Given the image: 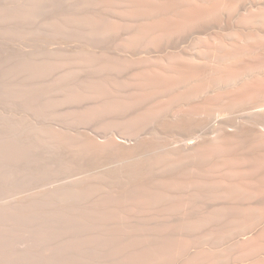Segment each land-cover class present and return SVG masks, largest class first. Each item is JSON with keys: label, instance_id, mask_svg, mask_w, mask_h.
I'll use <instances>...</instances> for the list:
<instances>
[{"label": "bare ground", "instance_id": "obj_1", "mask_svg": "<svg viewBox=\"0 0 264 264\" xmlns=\"http://www.w3.org/2000/svg\"><path fill=\"white\" fill-rule=\"evenodd\" d=\"M25 1L27 2V0ZM33 1L34 0H32V3ZM36 1L38 6L43 5L44 8L47 6L46 9H48V11L50 12L52 11V13L50 14L47 13V15L52 14L53 17V19H51L52 17L49 16L51 21H54L52 23L50 22L52 24V30L51 27H48L50 23H43L47 24L45 26L49 28V31L51 30V33L53 31L51 35L55 34L53 43L50 42V44L52 43V50L49 51L52 53H49V51L47 52V49L45 50L47 54L42 53L43 51H39L40 54L38 53L37 63L38 70L40 71H37L39 76L35 79H38L37 83L39 86L42 85V89L37 91V97H39L40 95V98L37 99L47 101L48 99L51 100L52 98V101L55 100V102L58 104L56 105V103L53 102L56 105L55 107H57V109L62 106L61 108L63 110V106H66L68 110L70 109L69 111L72 114V117L71 115L70 117L74 120V122H69H73L74 124H76L75 122L80 121L83 123L82 120H84V117L90 118L95 115L96 118V116H99L100 114L102 116L104 111L105 115L101 117V119L104 118L103 120H106V117L110 123V120L113 121L114 119H118L117 113L121 111L119 108L125 107V110L123 109V111H125L123 113L124 115L122 114L123 116H120L122 111L119 112L121 120H114V122H112L113 126L111 125V123L109 124L111 127L107 126V124V128L105 126H102L103 128H106H102L103 130H100L101 127H99V130L97 131L94 128L95 126H91L94 125L92 123L93 119L92 122L89 120L92 123L90 125L92 129L89 126H86L90 123L89 121L88 123H85L86 125L81 124L82 126L80 125V127H78L77 123V128L74 129V132L69 133L70 138H61L59 136L62 134V132L59 135L57 132L59 130L55 131L54 128H50V132H52L51 129H54L53 131L56 132V136L59 135L57 138H55L56 136L53 137L55 134H52L54 133L52 132L51 134L53 136L50 137H53L54 139L52 138L51 141L54 142L55 139L59 140L60 138L62 141H65L64 139L68 138V141L71 142L70 146L68 145L67 147L68 149H66L68 151L65 152H68V154L71 155L74 164L77 163L81 165V162H86L85 159L88 155V152L85 154L84 151L87 147L89 148V150L91 148V151H97L99 154H102V151L116 152L117 158H115L118 159V156H121V160H119L122 162V165L119 163L120 165L115 164L114 166L113 164L115 171L117 172L119 170L121 173L132 172V174L134 173V175L139 174V172H144L142 173L143 175H141V178L145 177V173L148 174V176H146L147 178L145 182L143 179L142 182L146 185V188L148 190L153 192V195L155 191L159 190L158 187H160V184L164 183L165 185H167L166 183H168V181L172 179L175 180L176 178V180L179 179V182H182L180 180L181 177L185 176L188 178L187 174L190 173L189 171H192L193 173L194 169L199 170V172H203V174H206L207 171L216 173V171L218 172V170L221 169L220 171H223L230 176L229 179L225 182L224 187L216 185L218 187L217 189L210 187L204 188L202 190L201 187H205L206 183L205 186L200 183V190H198V192L197 190L190 191L191 187L188 190L185 188L181 189V191L173 194H168L161 190L160 192L162 194H157L159 192H155L156 195H158L160 198H163L164 202L166 203H169L172 200L177 199L178 197H181L183 200L180 198L182 201L177 206L173 202H171L170 204L173 203L175 206L173 208L168 207V205L166 210L163 208L165 210L164 214H167L168 216L164 217L163 220H161L163 221V223L158 228H156L157 226H153L155 227L153 229L151 227L148 228L149 226H146L148 224L147 222H145L146 225L144 224V226H142L144 228L146 226V228L149 230L145 229L144 231L142 228V230L140 229V231L136 227V230L131 231V229H121L119 226L118 227L120 229H104V234H102L104 238L103 241L101 240V237L97 236V238H100L102 244L103 242L105 243L106 248L103 246L104 244L101 245V243H98L97 245H101V247L103 246L105 251L99 249L100 246H95V244L97 243L95 241V237V240H92H94L96 243H91L90 240L88 241L90 242V245L87 242L88 247L95 246V249L98 248V250H101L102 253L104 251V254L101 255V258L99 256L100 254H98V257L100 258L99 259L97 255L95 256V253L98 252H94L90 248L91 252L93 251V254L96 258L93 257V254L91 252H88L85 256H88V254H92V257L90 255L91 259L89 256V258L83 257L86 260L88 259V261L81 260V262H86L85 264H148L151 262H156L158 264H264V0ZM29 2L30 0L28 1V4L31 3ZM38 8L34 7V10ZM44 8L43 10H45ZM41 12L45 13L46 10L40 11L38 16H40ZM24 13L23 16H25ZM40 23H42V21ZM44 24H42V26ZM40 32L42 33V31ZM38 34L40 33L38 32ZM48 34H46L45 36L47 37ZM52 37L50 38L52 39ZM40 39L38 41L41 43ZM68 40L72 43L71 45H68L69 42H66L67 44H65V41ZM45 47L46 45L44 46V48ZM36 58L37 57H35V59ZM49 70L51 71V73L49 72ZM46 71L48 72L49 76L45 74ZM30 75L32 76V74ZM43 76L48 77L45 78ZM30 79L32 78L30 77ZM6 80L4 79V81ZM32 82L30 84L34 85L32 84ZM34 86H36L37 88V85ZM34 86L32 88H34ZM43 86L45 88H47V86L48 88L51 87V93H49V90L47 91L45 88H43ZM29 87L27 86V88H24H26L27 91ZM33 90H38V88H34L32 89V91ZM11 94L12 93H10V95ZM31 94L35 95L36 93L31 92ZM34 95L33 97H35ZM30 96L29 98H31ZM49 100L47 102H50ZM40 103L38 105L41 106ZM53 103H50V109L54 107ZM32 104L33 103H31V105ZM42 104L44 105L43 102ZM48 105L49 104L47 103L46 108L43 109L44 111L45 109L49 111L47 109ZM34 106L37 107L36 105ZM55 107L53 109H56ZM37 108L32 109L35 112L34 109ZM117 108L118 112H116ZM57 109L56 111H58ZM52 110H50L51 113ZM59 111H61V109ZM69 111L67 112L68 114H70ZM63 112H65V110ZM106 112L108 113L106 114ZM42 114L39 113L38 115L41 116ZM56 115H59L58 112H56ZM63 115L66 117L65 113H62V116ZM66 118H68V116ZM89 118H86V120ZM98 119L100 118L98 117L97 120ZM108 120L107 122L104 121V123H108ZM57 122L59 121L57 120ZM62 122L66 123V121ZM97 122H99V120ZM101 123H103V121ZM101 123L98 124L104 125ZM66 124L69 125V123ZM117 124L119 126H117ZM68 125L66 126L69 128L73 127H70ZM100 125H97L96 128ZM61 127L63 128L62 125ZM64 129H66V127H64ZM35 131L30 132L33 134ZM60 131L64 130L60 129ZM50 132L48 134H46L45 132L44 135H51ZM64 135L66 136L67 134L65 133ZM33 137H36V135ZM31 138L29 141H31ZM48 141H50V139ZM35 143H37V141ZM39 145L41 146V144ZM48 147L50 148V146ZM41 148L44 149V147ZM53 150H51V152ZM33 151L35 152V150ZM55 152L57 153V151H54V153H52L51 155L56 154ZM105 152L103 154H105ZM117 153L120 155H117ZM91 154H93V152H91ZM103 154L101 155V158ZM107 154L108 152H106V155ZM144 155L148 156L142 158ZM37 157L38 156H36V158ZM52 160H54V158ZM97 160H99V158ZM112 160L114 161V159ZM102 163L106 164L104 162ZM106 165H108V163ZM110 165L109 166L111 169L112 164ZM102 167L104 166L102 165ZM86 168L88 169V167ZM82 169L83 168H81V170ZM215 173L214 175L218 177L219 175L217 176V174ZM220 175L222 174L220 173ZM85 176L87 177V175ZM92 176H94L95 178V174ZM76 178L74 180H76ZM104 178L106 177H103V180L99 181H104ZM134 179L135 181H137L136 178ZM74 180L72 184H74ZM79 180L77 178V181L74 184L75 186L73 185L74 187L69 191V193L64 192L60 195L58 194L60 198L57 195L58 198L56 199H59V202L64 203L69 202L70 200L76 201L80 199V196L84 194L83 193L80 195V192L82 193L84 188H82L83 185H81L82 181ZM119 182H122V180ZM90 183L92 186V182ZM86 184L84 183V185ZM79 185L81 187H79ZM91 186L90 188L92 189L96 187ZM210 186H214V184H210ZM98 187H100V185ZM102 187L101 190L103 189ZM195 187H198V185L195 184ZM87 189H89V187ZM164 189L166 190V188H163V190ZM209 189H211V191ZM103 190H105V188ZM174 191H176V187ZM136 192L138 194V190ZM78 193L79 196L77 197ZM92 195L94 196L95 193L87 196L92 197ZM109 195L110 194H108V196ZM146 197L149 198V195H145V198ZM99 198H101V196H99ZM138 198L139 197H137L136 199L138 200ZM51 200L53 199H50V201ZM118 200H120V198ZM143 200L141 201L143 202ZM163 200L161 199L160 201L163 202ZM91 201L92 200L90 199V204ZM114 202H117V200H114ZM125 202L127 203L128 201ZM145 202H147V204L149 205L151 203H148V199ZM157 202H155V204ZM162 202L159 203L161 204V206L162 204H164V202ZM55 203L57 202L55 201ZM89 203H87L89 205L88 207L91 208L92 205L90 206ZM113 203L111 204L113 205ZM177 203H179V200H177L176 204ZM75 204L76 203H74V206ZM147 204H145L146 208ZM48 206H50V204H48ZM152 206L154 207L155 205L152 204L150 207ZM157 206L158 205H156L154 208L157 209ZM56 207H59V205L55 206V209ZM150 207L149 209L151 210ZM75 208L76 207H74V211L76 210ZM39 209L41 208L39 207ZM158 209L162 212V209ZM44 210H46L45 206ZM83 210L82 213H84ZM37 211L38 210H36V212ZM62 211H64V209H62ZM67 211L69 212V210ZM115 211L119 213L118 210ZM57 212H59L60 214V211ZM80 212L81 211H79V214ZM90 213L89 217L94 215V212H92L93 215H91ZM47 214H49L48 211ZM121 214L123 215V213ZM161 215L163 216V214ZM79 216L81 217L82 214ZM115 216L113 218H116ZM45 217H47V215H45ZM93 218L94 217H92V220L90 218L91 224H89L91 225V227L94 223L97 222L96 220V222H93V220L95 219ZM158 218L159 217H157V219ZM76 219L74 218L72 220L76 221ZM109 219L112 220V218ZM137 221L135 222V224H137ZM44 222L45 221L43 220V223ZM63 223L66 224L65 222ZM74 223L75 222H73V224ZM11 224L12 223H10V225ZM42 224L38 225V227ZM117 224L119 225L118 222ZM52 225L53 224H51V226ZM78 225L82 226V224ZM128 225L130 227V224ZM128 225H126V227ZM102 227L103 225L100 228ZM92 228L90 229L94 230ZM95 229L99 231V228ZM42 230H45V225L44 229ZM60 231H62V229ZM80 231L81 230H79V232ZM106 231L108 232L106 233ZM45 232L47 233L46 230ZM85 232L86 235H92V232ZM101 232L99 234H101ZM49 233L51 235L50 231ZM95 233H97L96 235H99L98 232L95 231ZM107 235L112 236L110 237L112 241L110 239L107 240V238L109 237H107ZM88 236L93 238V235ZM86 238L87 240L89 239L88 237ZM59 242L62 241L59 240ZM67 244L69 246V243ZM84 248L81 249L84 250ZM92 248L94 249V247ZM76 250H78V248ZM81 251L82 250H80V253ZM68 252H71V249L70 251H67V254ZM65 254L66 253H64V255ZM79 256V258H81V255ZM76 257L77 256L75 255V259ZM93 258L101 261L99 262L95 259L93 261ZM49 261L50 260H48V262ZM53 261L52 263L55 262Z\"/></svg>", "mask_w": 264, "mask_h": 264}, {"label": "rangeland", "instance_id": "obj_2", "mask_svg": "<svg viewBox=\"0 0 264 264\" xmlns=\"http://www.w3.org/2000/svg\"><path fill=\"white\" fill-rule=\"evenodd\" d=\"M28 1L29 0H27V2L25 1V0H0V264H70V263H72V264H80V262H81V260H83V261H85L86 259H84L85 257H90V255H91V257H92V254H93V251L95 252H98V253H95V256L97 255V257H98V254H100L99 256H100V258H101V255H103L104 254V248H103V246L105 247V243L103 242V244L101 243V240L103 241V235L102 234H104L103 233V230L105 229V230H114V229H118L119 227L122 229H126V230H130L131 229V231H133V230H136V227H137V229H141L142 230V228H143V230L145 231V229H147L146 228V226H149L148 228H155V227H153V226H157L156 228H158V227H160L161 225H162V223H163V221H161V220H163V218L164 217H166V216H168L167 214L165 215L164 213H165V210H166V208H167V205H168V207H170V208H173V207H175L174 206V204L177 206V205H179L180 204V202L183 200L181 197V199L178 197L177 199H175V200H172L171 202H173L172 204H170L171 202H169V203H166V202H164V200H163V198H160L158 195H156V193L155 192H159V193H157V194H160L161 192H160V190L161 191H164L165 193H168V194H173V193H177L178 191H181V189H189L190 187V191H193V190H197V192H198V190H200V183H202V185L203 186H205V183H206V186L205 187H201L202 188V190L204 189V188H210V187H213V188H218L216 185H218V186H221V187H224V185H225V182L229 179V174L227 175L226 173H224L223 171H220L221 169H219L218 170V172L216 171V173L215 172H209V171H207L206 172V174L204 173L203 174V172H199V170H196V169H194L193 170V173H192V171H189L190 173L189 174H187L188 175V178L187 177H185V176H182L181 177V181L182 182H179V179L178 180H173L172 178V180H170V181H168V183H166L167 185H165L164 183L163 184H160V187H163V188H166V190L164 189L163 190V188H160V187H158L159 188V190H157V191H155L154 192V195H155V197H154V195H153V192H151L150 190H148L147 188H146V185L142 182V179L144 180V182H145V180H146V176H148V174H146L145 173V177L144 176H142V177H144V178H141V175H143L142 173H144V172H139V174H135L134 175V173L132 174V172H130V173H125V172H123V173H121L119 170L116 172L115 171V169H114V166H115V164H121L122 165V162L120 161L121 160V156L119 157L118 156V159H116L117 158V156H116V152H112V151H106V152H108V154L106 155V152L105 151H102V154L105 152V154H103V156H102V158H101V155L102 154H99L97 151L95 152L93 149V151H91V148H90V150H89V148L87 147L86 149H85V151H84V153L86 154L87 152V156H86V162H81L80 164L81 165H79V164H74V162H73V160H72V157H71V155L70 154H68V152H65V151H68V150H66V149H68L67 147H68V145L70 146V144H71V142H69L68 141V138H70V134L69 133H72V132H74V129H76L77 128V123H78V127H80V125L82 124H85V123H88V121L90 120L91 122H92V119H93V124L94 125H91L92 123L90 122L89 124H85L86 126H89L91 129H92V127L91 126H95L94 128L98 131L99 129V127H101L100 128V130H103V129H106L107 127H106V124H107V126H110L109 124L111 123V125H112V122H114V120H119L121 117L120 116H123L124 114V112L125 111H123V109L125 108V107H123V108H119L121 111H119V112H121V115H120V113L118 112V108H117V111L116 112H118L117 113V115H118V119H114L113 121L112 120H110V123H109V120L105 117V119L106 120H103L104 118H102L101 119V117H103L105 114V111L103 112V114H102V116H101V114L98 116H96V118H95V115L93 116V117H84V120H82L83 121V123L80 121V122H75L76 124H74L73 122H74V120L71 118L72 117V114L70 113V109L68 110L67 109V107L66 106H63L64 108H63V110H62V106L59 108V109H57V107H55L56 105H58L56 102H55V100L54 101H52V98H51V100H49L50 102H47V101H42V100H40V99H37V98H40V95H39V97H37L38 96V93H37V91H39V90H41L42 89V85H38V83H37V81H38V79L36 80L35 78H38V72L37 71H40V70H38V53H39V51L41 52V51H43L42 53H46L47 54V52L49 51V50H52V48H51V46H52V43H53V41H54V38H55V34H53V35H51L52 33H53V31H52V33L50 32L51 30H52V22H54V21H51V19H53V17H52V14L51 15H47V13L48 14H50V13H52V11L50 12V11H48V9H46L47 8V6L44 8V6L43 5H39L38 6V4H37V1L36 0H34L33 1V3H32V0H30V4H32V5H30V4H28ZM25 2V3H24ZM36 4H35V3ZM29 5V8H28V5ZM32 6V7H31ZM35 8H38V7H40V8H38V9H35L34 10V7ZM42 6V7H41ZM31 8V9H30ZM43 8L46 10V12L44 13V12H41V14H40V16H38L39 15V13H40V11H45V10H43ZM40 9H42V10H40ZM32 10H34V11H32ZM40 10V11H39ZM24 13V15L25 16H23V13ZM30 14V15H29ZM26 15H27V17H29V18H27L26 17ZM47 15V16H46ZM52 17L51 19H50V17ZM41 17H43V18H41ZM39 19V20H38ZM47 19V20H46ZM44 20V21H43ZM48 20H50V21H48ZM42 21V23H40ZM43 22H46V23H50L49 25H48V27H51V30L49 31V28L48 27H46L45 25H47L46 23L44 24ZM39 23V24H38ZM41 24V25H40ZM42 24H44L43 26H42ZM39 26V27H38ZM42 27V28H41ZM41 28V29H40ZM44 28V29H43ZM47 28V29H46ZM7 29H8V31H7ZM46 29V30H45ZM39 30V31H38ZM40 31H42V33L40 32ZM38 32L40 33V34H38ZM44 32H45V34H44ZM50 32V33H49ZM49 33V34H48ZM43 34H44V36H43ZM46 34H48L47 35V37L45 36ZM40 35V36H39ZM48 36H50V37H52V39L50 38V37H48ZM8 37V38H7ZM42 37V38H41ZM46 37V38H45ZM41 38V39H40ZM46 39V41H45V39ZM47 38H49V39H47ZM41 40V43L38 41V40ZM42 39H44V40H42ZM52 41H51V40ZM49 40V41H48ZM8 41V42H7ZM44 42V43H43ZM50 42H52L51 44H50ZM66 42H69V44L68 45H71L72 43L68 40V41H65V44H67ZM41 44H42V46H41ZM46 45V47L44 48V46ZM50 44V45H49ZM50 47H49V46ZM49 48H48V47ZM40 47V48H39ZM43 47V48H42ZM153 47V46H152ZM21 48V49H20ZM47 49V50H46ZM10 50V51H9ZM23 50V51H22ZM45 50L47 51V52H45ZM21 51V52H20ZM41 53V54H42ZM49 53H52V52H50L49 51ZM33 54H34V56L35 57H37L36 59H35V57L33 56ZM36 54H37V56H36ZM40 54V53H39ZM10 57V58H9ZM32 57V58H31ZM33 58H34V60H33ZM49 72L51 73V71L49 70ZM45 73V72H44ZM30 74H32V76L30 75ZM46 75H48V72L46 71V73H45ZM44 74V75H45ZM45 75V76H46ZM37 76V77H36ZM45 76H43V77H45ZM49 76V75H48ZM47 76V77H48ZM7 77H8V79H7ZM29 77V78H28ZM30 77L32 78V79H30ZM43 77H41V78H43ZM47 77H45V78H47ZM11 78V79H10ZM4 79L6 80V81H8V82H6V81H4ZM30 79V80H29ZM25 80H27V81H25ZM11 81V82H10ZM25 81V82H24ZM33 81V82H32ZM35 81V82H34ZM6 82V83H5ZM26 82H27V85H26ZM32 82V84H34V85H37V88H38V90H33L32 91V89H37L36 88V86H34V85H31L30 83ZM24 83V84H23ZM36 83V84H35ZM12 84V85H11ZM29 84V85H28ZM11 85V86H10ZM4 86V87H3ZM9 86V87H8ZM22 86V87H21ZM27 86L29 87V86H31V87H29L28 89H27V91H26V88H27ZM34 86V88H32ZM45 86V85H44ZM43 86V88H45ZM2 87H3V90H2ZM24 87H26V88H24ZM11 88V89H10ZM17 88V89H16ZM21 88V89H20ZM31 88V89H30ZM50 89H51V87H49ZM48 88V86H47V88H45L47 91L49 90V93H51V91H52V89L50 90ZM12 89H14V90H12ZM30 89V90H29ZM7 90V91H6ZM10 90V91H9ZM20 92H19V91ZM22 90V91H21ZM3 91V92H2ZM6 91V92H5ZM18 91V92H17ZM30 93H29V92ZM14 92V93H13ZM15 92H16V94H15ZM23 94H22V93ZM31 92L32 93H36L35 95L34 94H31ZM2 93H4V94H2ZM10 93H12L11 95H10ZM19 93V94H18ZM27 95H26V94ZM6 94V95H5ZM23 96H22V95ZM25 94V95H24ZM30 94H31V96H30ZM9 95V96H8ZM33 95L35 96V97H33ZM8 96V97H7ZM10 96H12V97H10ZM29 96L31 97V98H29ZM6 97H7V99H6ZM26 98V99H25ZM33 98V99H32ZM6 99V100H5ZM32 99V100H31ZM35 99V100H34ZM37 99V100H36ZM26 101V102H25ZM31 101V102H30ZM33 101V102H32ZM35 101V102H34ZM40 101H41V103H40ZM52 101V102H51ZM42 102L44 103V105L42 104ZM46 102V103H45ZM56 103V105L54 104V103ZM31 103H33L32 105H31ZM35 103V104H34ZM37 103V104H36ZM41 104V106L43 107H41L40 105H38V104ZM47 103L49 104L48 106H47V109L49 110V111H47L46 109H45V111L43 110L44 108H46V105H47ZM53 103L54 104V107L58 110V111H56V109H53L54 107H52V109L54 110H52V109H50V105ZM34 105H38L37 107H35ZM32 106V107H31ZM31 107V108H30ZM120 107V106H119ZM32 108H37V109H34L35 110V112L33 111V109ZM66 108V109H65ZM61 109V111H59ZM45 112H43V111ZM50 110H52V113H55V114H52L51 112H50ZM65 110V112H63ZM69 111V113L70 114H68L67 112ZM116 110V109H115ZM125 110V109H124ZM39 111V112H38ZM41 111V112H40ZM47 111V112H46ZM56 112H58V116L56 115ZM64 114L65 113V115H66V117L68 116V118H66L64 115V117L62 116V113ZM42 114L41 116H39L38 114ZM50 113V114H49ZM61 113V114H60ZM102 113V112H101ZM108 112H106V114H107ZM52 114V115H51ZM123 114V115H122ZM50 117H48V116ZM55 115V116H54ZM70 115H71V117H70ZM87 115V114H86ZM120 115V116H119ZM47 116V117H46ZM51 116H52V118H51ZM41 117V118H40ZM45 117V118H44ZM54 117V118H53ZM56 117V118H55ZM61 117V118H60ZM100 118V119H98L99 120V122H97L98 120H97V118ZM86 118H89V119H87L86 120ZM66 119H69V120H66ZM52 120H54V121H52ZM57 120L59 121V122H57ZM107 120H108V123H104V121L105 122H107ZM121 120V119H120ZM52 121V122H51ZM62 121H66V123H69V125L68 124H66L65 122H62ZM69 121H73V122H69ZM85 121V122H84ZM103 121V123H101ZM51 122V123H50ZM56 122V123H55ZM97 122V123H96ZM5 123V124H4ZM39 123V124H38ZM59 123V124H58ZM63 123V124H62ZM65 123V124H64ZM70 123H73L74 124V126H75V128H74V126H73V124H70ZM98 123H101V124H104V125H100V124H98ZM116 123H117V121H116ZM116 123H114V124H116ZM143 123V122H142ZM57 124V125H56ZM61 125L63 126V128L61 127ZM66 125H68V126H70V127H72V128H69V127H67ZM81 125V126H82ZM91 125V126H90ZM97 125H100V126H98L97 128H96V126ZM144 125V124H143ZM105 126L106 128H103V127ZM113 126V125H112ZM117 126H119L118 124H117ZM46 127V128H45ZM56 127V128H55ZM60 127V128H59ZM64 127H66V129H64ZM111 127V126H110ZM36 128V129H35ZM50 128H54L55 129V131L56 130H59L60 131V129H62V130H64V131H57L58 132V134L60 135L61 134V132H62V134L59 136V137H68V138H66V139H64L65 141H62L61 140V138L59 139V140H57V139H55V141L53 142V141H51L52 140V138L53 137H55L56 136V132L55 131H53L54 129H51L52 130V132H54V133H52V132H50ZM57 128H59V129H57ZM93 128V129H94ZM103 128V129H102ZM109 128V127H108ZM33 129V130H32ZM40 129V130H39ZM41 129H42V131H41ZM69 129H73V130H69ZM94 129V130H95ZM35 130H37V131H35ZM46 130V131H45ZM67 130V131H66ZM95 130V131H96ZM30 131H35L33 134L30 132ZM41 131V132H40ZM48 131V132H47ZM70 131V132H69ZM45 132H46V134H48L49 132H50V134L52 133V134H55L54 136L51 134V135H44L45 134ZM68 132V133H67ZM29 133V134H28ZM31 133V134H30ZM67 134L66 136L64 135V134ZM39 134V135H38ZM36 135V137H33V136H35ZM31 136H32V138H31ZM50 136H53L52 138L50 137ZM58 136H56L55 138H57ZM44 137V138H43ZM48 137H49V139H50V141H48L49 139H48ZM29 138V139H28ZM30 138H31V141H29L30 140ZM40 140H39V139ZM72 138V137H71ZM159 138V137H158ZM34 139V140H33ZM45 139H46V141H45ZM54 139V138H53ZM33 140V141H32ZM41 142H39V141ZM61 140V141H60ZM71 140V139H70ZM28 141V142H27ZM37 141V143H35ZM47 141H48V143H47ZM5 142H7V143H5ZM30 142V143H29ZM34 142V143H33ZM38 142H39V144H41V146L38 144ZM46 142V143H45ZM53 142V143H52ZM61 142H63V143H61ZM67 142H69V143H67ZM44 143V144H43ZM30 145L31 146V148H30V146H28V145ZM43 144V145H42ZM46 144V145H45ZM49 144V145H48ZM53 144V145H52ZM57 144V145H56ZM60 144H63V145H60ZM9 145V146H8ZM34 145V146H33ZM50 146V148L48 147V146ZM52 145V146H51ZM5 146V147H4ZM12 146V147H11ZM36 146V147H35ZM53 146H54V148H53ZM63 148V149H65V150H63L61 147ZM28 147H29V149H28ZM41 147H44V149L43 148H41ZM59 149H58V148ZM4 148V149H3ZM7 148V149H6ZM10 148H11V150H10ZM40 149V150H37V149ZM49 148V149H48ZM53 150L52 152H51V150ZM57 149V150H56ZM88 149V150H87ZM33 150H35V152H37V153H35ZM37 150V151H36ZM54 151H57V155L56 154H53V155H51L52 153H54ZM63 151V152H62ZM91 152H93V154H91ZM63 153V154H62ZM98 153V154H97ZM38 154V155H37ZM97 154V155H96ZM112 156H111V155ZM115 154V155H114ZM49 155V156H48ZM56 155V156H55ZM61 155V156H60ZM69 156V157H67V156ZM92 155V156H91ZM96 155V156H95ZM108 155H110V156H108ZM117 155H120V154H118L117 153ZM36 156H38L37 158H36ZM60 156V157H59ZM109 157V158H107V157ZM146 156H148V155H144L142 158H145ZM57 157V158H56ZM59 157V158H58ZM91 157V158H90ZM116 157V158H115ZM35 158V159H34ZM50 158V159H49ZM54 158V160H52ZM90 158V159H89ZM99 158V160H97ZM102 159V161H101V159ZM108 160H107V159ZM63 159H64V161H63ZM112 159H114V161L112 160ZM120 159V160H119ZM52 160V161H51ZM58 160V161H57ZM66 160V161H65ZM104 160V161H103ZM107 160V161H106ZM55 161V162H54ZM96 161V162H95ZM99 161V162H98ZM114 162V163H111V162ZM60 162H61V164H60ZM94 162H95V164H94ZM99 164H98V163ZM102 162H104V163H108V165H106V164H103ZM67 163V164H66ZM70 163H71V165H70ZM86 163V164H85ZM92 163V164H91ZM75 166H73V165ZM110 164H112V167H111V169H110ZM113 164H114V166H113ZM119 164V165H120ZM78 165V166H77ZM91 165H92V168H91ZM102 165L104 166V167H102ZM110 165V166H109ZM72 168H71V167ZM96 168H95V167ZM76 167H77V169H76ZM86 167H88V169L86 168ZM102 167V168H101ZM75 168V169H74ZM81 168H83L82 170H81ZM86 170H85V169ZM112 168H113V170H112ZM98 169V170H97ZM94 170V171H93ZM111 170H112V172H111ZM76 173H75V172ZM81 171H84V172H81ZM90 171V172H89ZM220 171V172H219ZM77 172H79V173H77ZM88 172V173H87ZM95 174V178H94V176H92V175H94L93 173ZM116 172V173H115ZM120 172V173H119ZM226 172V171H225ZM86 173V174H85ZM112 173V174H111ZM200 173H202V174H200ZM214 173L215 174H217V176L219 177V179H218V177H216V175H214ZM220 173L222 174V175H220ZM74 174V175H73ZM82 174H83V177H82ZM106 174V175H105ZM110 174V175H109ZM114 174V175H113ZM118 174H120V175H118ZM130 174V175H129ZM211 175V176H208V175ZM79 175H81V176H79ZM85 175H87V177L85 176ZM91 175V176H90ZM98 175V176H97ZM101 175V176H100ZM109 175V176H108ZM124 175H126V176H124ZM132 175H134V176H132ZM186 175V176H187ZM202 175V176H201ZM207 175V176H206ZM227 175V176H226ZM75 176V177H74ZM86 177V179H85V177ZM118 177V178H116V177ZM121 176V177H120ZM139 176V177H138ZM222 176V177H221ZM225 178H224V177ZM73 177H74V179L77 177L78 178V180L79 179H82V180H79V181H82V184L81 185H83V187L82 188H84V190L82 191V193L80 192V195L81 194H83V195H81L80 197V199H78V198H76V199H78V200H80V201H78V200H74V201H69V202H66V203H64V202H59V199H56V198H58L59 197V195L61 194V193H64V192H66V193H69V191L75 186L74 184H75V182L77 181V178H76V180H74L73 179ZM80 177V178H79ZM89 177V178H88ZM103 177H106L107 178V180H106V178H104V181H99V180H103ZM109 177V178H108ZM113 177H115V178H113ZM125 177V178H124ZM132 177V178H131ZM215 177V178H214ZM93 178V179H92ZM99 178V179H98ZM124 178V179H123ZM128 180H127V179ZM134 178H136V180L137 181H135V179ZM139 178V179H138ZM190 178V179H189ZM194 178V179H193ZM221 178H224V179H221ZM89 179H91V180H89ZM120 179V180H119ZM183 179H185V180H183ZM187 179V180H186ZM197 179V180H196ZM73 180L75 181L74 182V184H72V182H73ZM118 181V182H116V181ZM122 180V182H119V181H121ZM189 180V181H188ZM210 180V181H209ZM219 180H221V181H219ZM86 181V182H85ZM89 181V182H88ZM96 181V182H95ZM175 181V182H174ZM184 181V182H183ZM188 181V182H187ZM195 181V182H194ZM86 184V185H84V183ZM90 182H92V186H91V183ZM99 182H102V183H104V184H102V183H99ZM109 182V183H108ZM111 182V183H110ZM113 182V183H112ZM125 182H127V183H125ZM133 182V183H132ZM140 182V183H139ZM170 182V183H169ZM179 182V183H178ZM196 185H198V187H199V189H198V187H195V184ZM196 182H198V183H196ZM108 183V184H107ZM162 183V182H161ZM222 183V184H221ZM117 184V185H116ZM122 185V186H120V185ZM124 184V185H123ZM127 184V185H126ZM128 184H129V186H128ZM168 184H169V186H168ZM177 184V185H176ZM180 184V185H179ZM208 184V185H207ZM210 184L211 185H213L214 184V186H216V187H214V186H210ZM74 185V186H73ZM88 185V186H87ZM100 185V187H98ZM128 187H126V186ZM162 185V186H161ZM164 185H165V187H164ZM173 185H174V187H173ZM187 187H185V186ZM187 185H189V186H187ZM201 185V186H202ZM90 186L91 187H93V186H96V187H94L93 189L92 188H90ZM102 186H104V187H102ZM107 186V187H106ZM110 186V187H109ZM116 186V187H115ZM119 186V187H118ZM144 186H145V188H144ZM166 186H168V187H166ZM184 186V187H183ZM193 186V187H192ZM79 187H81L80 185H79ZM89 187V189H87ZM101 187L104 189L105 188V190H101ZM114 187H115V189H114ZM122 187V188H121ZM138 187H140L141 188V191H143V192H141L140 191V188H138ZM171 187V188H170ZM175 187H176V191H174L175 190ZM177 187H179V188H177ZM181 187V188H180ZM117 188V189H116ZM135 188H138V189H135ZM144 188V189H143ZM174 188V189H173ZM193 188H195V189H193ZM212 188V189H213ZM96 189V190H95ZM99 189V190H98ZM111 191H110V190ZM114 191H113V190ZM131 189V190H130ZM168 189V190H167ZM179 189V190H178ZM90 191V193H89V191L88 192H86V191ZM101 190V191H100ZM116 190V191H115ZM119 190V191H118ZM129 190V191H128ZM135 190V191H134ZM138 190V194H137V191ZM172 190V191H171ZM206 190V189H205ZM210 191H211V189H209ZM213 190H215V189H213ZM58 191H60V192H58ZM85 191V192H84ZM93 193H95V195L93 196L92 195V197H88L89 195H91V194H93ZM102 191H103V193H102ZM107 191V192H106ZM118 191V192H117ZM131 191H133V192H131ZM140 191V192H139ZM169 191V192H168ZM171 191V192H170ZM174 191V192H173ZM216 191V190H215ZM98 192V193H97ZM106 192V193H105ZM119 192H120V194H119ZM127 192H128V194H127ZM131 192V193H130ZM136 192V193H135ZM86 193V194H85ZM112 194L111 196L109 195L108 196V194ZM115 193V194H114ZM150 193V194H149ZM152 193V194H151ZM52 194H55V195H52ZM59 194V195H58ZM117 194V195H116ZM127 194V195H126ZM131 194H132V196H131ZM135 194V195H134ZM137 194V195H136ZM149 195V198H145V195L146 196H148ZM162 194V193H161ZM40 195V196H39ZM49 195H50V198H49ZM57 195H58V197H57ZM85 195V196H84ZM88 195V196H87ZM97 195H99V196H101V198H99V196H97ZM107 195V196H106ZM114 195V196H113ZM116 195V196H115ZM119 195H121V196H119ZM126 195V196H125ZM153 197H152V196ZM37 196V197H36ZM55 196V197H54ZM79 196V193L77 194V197ZM84 196V197H83ZM102 196H105V197H102ZM129 196V197H128ZM151 196V197H150ZM48 197V198H47ZM76 197V196H75ZM83 197V198H82ZM98 197V198H97ZM111 197V198H110ZM117 199H116V198ZM137 197H139L138 198V200L136 199ZM142 197V198H141ZM159 197V198H158ZM40 200H39V199ZM44 198H46V199H44ZM60 198V197H59ZM88 198H90L92 201H91V204L89 203V201H90V199H88ZM108 198V199H107ZM109 198H110V200H109ZM120 198V200H118ZM123 198V199H122ZM126 198V199H125ZM135 198V199H134ZM151 198V199H150ZM157 199V200H154V199ZM50 199H53V200H51L50 201ZM55 199V200H54ZM83 199V200H82ZM88 201H86V200ZM97 199V200H96ZM103 199H105V200H103ZM124 199H125V201H128L127 203L124 201ZM144 199V200H143ZM148 199V203H150V205L149 204H147V202H145L146 200ZM152 199H153V201H152ZM163 200V202H164V204H162V206H164V207H162L161 206V204H159V203H161L162 201H160V200ZM47 200V201H46ZM58 200V201H57ZM73 200V199H72ZM103 202V203H105V204H103L101 201ZM114 200L116 201L117 200V202H119V203H117V202H114ZM129 200H130V202H129ZM141 200H143V202L141 201ZM177 200H179V203H177L176 204V202H177ZM45 201V202H44ZM55 201L57 202V203H55ZM105 201H107V202H105ZM113 203V205L110 203ZM113 201V202H112ZM140 201V202H139ZM158 201V202H157ZM33 202V203H32ZM43 202V203H42ZM86 202V203H85ZM122 202V203H121ZM133 202H135V203H133ZM139 202V203H138ZM145 202V203H144ZM155 202H157L156 204H155ZM162 202V203H163ZM59 203V204H58ZM62 203V204H61ZM64 203V204H63ZM72 203V204H71ZM74 203H76L75 204V206H74ZM78 203V204H77ZM87 203H89L90 204V206H91V208H89L88 206V204ZM93 203H95V204H93ZM97 203V204H96ZM107 203V204H106ZM116 203V204H115ZM128 203H130V204H128ZM142 203H143V205H142ZM44 204V205H43ZM48 204H50V206H48ZM108 204H110V205H108ZM145 204H147V208H146V205ZM158 205L157 206V209L156 208H154L153 206L152 207H150L151 205ZM165 204H166V207H165ZM170 204V205H169ZM57 205H59V207H56V209H55V206H57ZM64 205H66V206H64ZM96 205V206H95ZM99 205H101V206H99ZM108 205V206H107ZM112 205V206H111ZM120 205V206H119ZM129 205H130V207H133V208H130L129 207ZM134 205V206H133ZM141 205V206H140ZM160 205V206H159ZM43 208H42V207ZM44 206H45V209L46 210H44ZM49 207V210H48V207ZM54 206V207H53ZM62 206V207H61ZM82 206V207H81ZM103 206V207H102ZM137 208H136V207ZM140 206V207H139ZM144 206V207H143ZM151 208V210L149 209V207ZM39 207L41 208V209H39ZM47 207V208H46ZM61 207V208H60ZM71 207V208H70ZM74 207H76L75 209V211H74ZM86 207V208H85ZM94 207V208H93ZM98 207H100V208H98ZM105 207V208H104ZM107 207V208H106ZM112 207V208H111ZM120 207H122V208H120ZM126 207V208H125ZM128 207V208H127ZM162 207V208H161ZM6 208V209H5ZM58 208V209H57ZM60 208V209H59ZM82 208V209H81ZM85 208V209H84ZM96 208V209H95ZM108 208H110V209H108ZM115 208V209H114ZM158 208H160V210L162 209V212L161 211H159V209ZM165 210H164V209ZM62 209H64V211H62ZM66 209V210H65ZM84 209V210H83ZM89 209H91V210H89ZM105 209V210H104ZM122 209V210H121ZM131 209V210H130ZM135 209H136V211H135ZM155 209V210H154ZM176 209V208H175ZM3 210V211H2ZM36 210H38L37 212H36ZM41 210V211H40ZM45 211V213H44V211ZM56 210V211H55ZM67 210H69V212L67 211ZM72 210H73V213L75 214H73L72 213ZM82 210H83V212L84 213H82ZM104 210V211H103ZM107 210V211H106ZM115 210H118V212L119 213H117V211H115ZM146 210V211H145ZM159 212H158V211ZM43 211V212H42ZM47 211H48V213L49 214H47ZM57 211H60V214H59V212H57ZM62 211V212H61ZM71 211V212H70ZM79 211H81L80 212V214H79ZM101 211V212H100ZM122 211V212H121ZM135 211V212H134ZM150 211H152V212H150ZM164 211V212H163ZM40 212V213H39ZM41 212H42V214H41ZM52 212H54V213H52ZM76 212V213H75ZM86 212V213H85ZM91 212V213H90ZM92 212H94V215H93V213ZM103 212V213H102ZM113 214H112V213ZM123 213V215L125 216H123L121 213ZM133 212V213H132ZM143 212V213H142ZM147 212V213H146ZM155 214H154V213ZM4 213V214H3ZM7 213V214H6ZM89 213L91 214V215H93V216H90L89 217ZM110 213V214H109ZM117 213V214H116ZM135 213V214H134ZM149 213V214H148ZM151 213V214H150ZM10 214H11V216H10ZM53 214H54V216L56 217V219H55V217L53 216ZM67 214V215H66ZM82 214V216L80 217L79 215H81ZM87 214H88V216H87ZM95 214H97V215H95ZM99 214H100V217H99ZM101 214H103V215H101ZM106 214V215H105ZM108 214V215H107ZM112 214V215H111ZM115 214H116V216H115ZM161 214H163V216L161 215ZM6 218H4L3 216ZM9 215V216H8ZM43 215V216H42ZM45 215H47V217H45ZM59 215V216H58ZM63 215V216H62ZM66 215V216H65ZM73 215V216H72ZM86 217H84V216ZM116 217V218H113L114 216ZM120 215V216H119ZM152 215V216H151ZM49 216V217H48ZM62 216V217H61ZM65 216V217H64ZM70 217V218H68V217ZM109 217V218H112V220L111 219H109V218H107V217ZM112 216V217H111ZM122 216V217H121ZM44 217V218H43ZM67 217V218H66ZM76 219V221L74 220H72V219H74V218ZM92 217H94L93 219V222L95 221L96 223H94L93 224V222H92V224L95 226V228H99V231L101 232V230H102V232H101V234H99L100 232L98 231V230H96L95 228H94V226L92 225V227H91V220H92ZM103 217V218H102ZM124 217V218H123ZM157 217H159L158 219H157ZM161 217V218H160ZM3 218V219H2ZM49 218V219H48ZM53 220H52V219ZM60 218V219H59ZM64 218H66V219H64ZM90 218H91V220H90ZM99 220H98V219ZM105 218H107V219H105ZM127 218V219H126ZM134 218V219H133ZM137 218V219H136ZM151 218V219H150ZM39 219V220H38ZM46 219H47V221H46ZM63 219V220H62ZM101 219V220H100ZM103 219H105V220H103ZM123 219V220H122ZM144 219V220H143ZM148 219V220H147ZM6 220V221H5ZM43 220L45 221L44 223H43ZM50 222H49V221ZM84 220H85V222H84ZM88 220H89V222H88ZM130 220H132V221H130ZM137 220H139V221H137V224H135V222ZM143 220V221H142ZM59 222V224H58V222ZM65 222L66 224H64L63 222ZM75 222L74 224H73V222ZM81 221H82V223H81ZM101 223H100V222ZM107 221H110V222H112V223H110V222H107ZM128 221V222H127ZM150 223H149V222ZM159 221H160V223H159ZM5 222H6V224H5ZM47 222V223H46ZM56 222V223H55ZM80 222V223H79ZM117 222L119 223V225L117 224ZM131 222V223H130ZM134 222V223H133ZM144 222V223H143ZM145 222H147V224L148 225H146V223ZM10 223H14L12 226L10 225ZM39 223V224H38ZM43 223V224H42ZM49 223H51V224H53L52 226L54 227H52L51 226V224H49ZM62 223V224H61ZM90 223V224H89ZM108 223H110V224H108ZM116 223V224H115ZM120 223H121V226H120ZM135 225H133V224ZM157 223V224H156ZM40 224H42L41 226H39L38 227V225H40ZM48 224V225H47ZM54 224H55V226H54ZM68 224V225H67ZM78 224H82V226H83V228H82V226H80V225H78ZM90 226H89V225ZM105 224V225H104ZM113 224H114V226H113ZM128 224H130V227H129V225ZM131 224H132V226H131ZM144 224L146 225L145 226V228L143 227L144 226ZM150 224V225H149ZM155 224V225H154ZM158 224H159V226H158ZM44 225H45V230L47 231V233L45 232V230H42V229H44ZM58 225H59V230H58ZM67 225V226H66ZM76 225H78V226H76ZM103 225V227L102 228H100L101 226ZM107 225V226H106ZM126 225H128L127 227H126ZM143 225V226H142ZM14 226V227H13ZM97 226V227H96ZM109 226H112V227H109ZM119 226V227H118ZM140 226V227H139ZM40 227H43V228H40ZM49 227V228H48ZM51 227V228H50ZM56 227V228H55ZM60 227H61V229H62V231H60L61 229H60ZM73 227V228H72ZM74 227H75V229H74ZM84 227H86V228H84ZM105 227V228H104ZM107 227V228H106ZM48 230H47V229ZM63 228H64V230H66V228H67V230L66 231H64L63 230ZM78 228V229H77ZM82 228V229H81ZM90 228H92V229H94L96 232H98V234L99 235H96L97 233H95V231L94 230H91ZM110 228V229H109ZM119 228V229H120ZM128 228V229H127ZM38 229H39V231H38ZM50 229V230H49ZM69 229H70V231H69ZM72 229H73V231H72ZM88 229V230H87ZM101 229V230H100ZM40 230H42V231H40ZM55 230V231H54ZM79 230H81L80 232H79ZM91 230V231H90ZM138 230V231H139ZM140 230V231H141ZM147 230H149V229H147ZM146 230V231H147ZM49 231L51 232V235H50V233H49ZM57 231V232H56ZM67 231H68V233H67ZM78 231V232H77ZM85 231H87V233L88 232H92V235H93V238L92 237H89L88 235H90V236H92L91 234H88V235H86V232ZM108 231H106V233H107ZM42 235H41V234ZM53 233H54V235H53ZM56 233V234H55ZM59 233H61V234H59ZM78 233V234H77ZM94 233V234H93ZM46 234H48V235H46ZM64 236H63V235ZM69 234V235H68ZM72 234H76L75 236L74 235H72ZM83 234V235H82ZM84 234H85V236H84ZM39 235H41V236H39ZM62 235V236H61ZM67 235V236H66ZM72 235V236H71ZM66 236V237H65ZM86 238V237H88L89 239L87 240V238L85 239L84 237ZM97 236H99V237H101L102 239L100 240V238H97ZM109 236V237H108ZM49 237V238H48ZM52 237V238H51ZM57 238V240H56V238ZM60 239H59V238ZM62 237V238H61ZM70 237V238H69ZM75 240H73L72 238ZM75 237V238H74ZM94 237H95V239H94ZM107 240H109L110 239V237H112L111 235H107ZM63 238H64V240H63ZM46 239V240H45ZM51 239V240H50ZM62 239V240H61ZM92 239H94V240H92ZM53 240V241H52ZM59 240L60 241H62V242H59ZM66 240V241H65ZM70 240V241H69ZM71 240H73V241H71ZM78 240H79V242H78ZM80 240H83V241H80ZM91 240V241H90ZM97 240H99V241H97ZM111 241H112V239H110ZM48 241H49V243H48ZM52 241V242H51ZM58 241V242H57ZM66 243H65V242ZM88 241H90L91 243H96L95 244V246L99 243H101V245H103L102 247H101V245H97V247H99L100 246V248L99 249H101V250H104L103 251V253H102V251L101 250H98V248L97 249H95L96 247L95 246H92V247H94V249L92 248V247H88V245H87V242ZM71 242V243H70ZM82 242V243H81ZM90 242H88V244H90ZM53 243V244H52ZM55 243V244H54ZM65 243V244H64ZM67 243H69V246H68V244ZM79 244L80 246H81V248H84V250L83 249H81L80 248V246L79 245H76V244ZM86 243V244H85ZM56 244H58V245H56ZM64 246H62V245ZM49 245V246H48ZM72 245V246H71ZM91 245V244H90ZM94 245V244H93ZM74 246V247H73ZM84 246V247H83ZM68 247V248H67ZM78 248V250H76L77 248ZM49 248V249H48ZM56 248V249H55ZM80 248V249H79ZM90 248L93 250L92 252H91V250H90ZM106 248V247H105ZM53 249H55V250H53ZM70 249H71V252H68V254L70 255V257H69V255L67 254V251H70ZM89 249V250H88ZM47 250H50V251H47ZM53 250V251H52ZM59 250V251H58ZM80 250H82L81 251V253H80ZM98 250V251H97ZM45 251V252H44ZM58 251V252H57ZM65 251V252H64ZM101 251V252H100ZM54 252V253H53ZM73 252V253H72ZM76 252V253H75ZM85 252V253H84ZM88 252H91L92 254H88V256H85L86 255V253H88ZM100 252V253H99ZM47 255H46V254ZM49 253V254H48ZM53 253V254H52ZM64 253H66L65 255H64ZM6 256H4V255ZM45 254V255H44ZM53 256H52V255ZM62 254V255H61ZM71 254H73V255H71ZM48 255H50V256H48ZM67 255V256H66ZM75 255L77 256L76 257V259H75ZM79 255H81V258H79L80 256ZM44 256V257H43ZM58 256V257H57ZM71 256H73V257H71ZM94 256V254H93V257H95ZM3 259H2V258ZM5 257V258H4ZM55 257V258H54ZM62 257H65V258H62ZM68 257V258H67ZM84 257V258H83ZM88 257V258H89ZM91 257H90V259H91ZM8 258V259H7ZM42 258H44V259H42ZM49 258V259H48ZM59 258V259H58ZM61 258V259H60ZM67 258V259H66ZM74 258V259H73ZM78 258V259H77ZM96 258V257H95ZM95 258H93L92 260L94 261V259ZM99 258V257H98ZM99 258V259H100ZM103 258V257H102ZM55 261H53V260ZM56 259H57V261H58V263H57V261H56ZM63 259V260H62ZM66 261H65V260ZM69 259V260H68ZM71 259V260H70ZM80 259V260H79ZM89 259V260H90ZM48 260H52L54 263H52V261L50 262H48ZM68 260V261H67ZM75 260V261H74ZM76 260H77V262H76ZM95 260H97V259H95ZM8 261V262H7ZM41 261V262H40ZM45 261H47V262H45ZM63 261H64V263H63ZM83 261L81 262V264H85V263H83ZM86 261H88V259L86 260ZM97 261H99V260H97ZM101 261V260H100ZM99 261V262H100ZM1 262H3V263H1ZM40 262V263H39ZM43 262V263H42ZM67 262V263H66ZM148 264H158V263H156V262H151V263H148Z\"/></svg>", "mask_w": 264, "mask_h": 264}]
</instances>
